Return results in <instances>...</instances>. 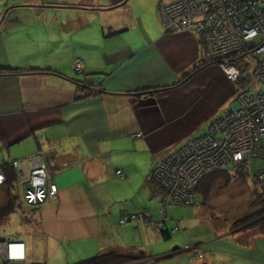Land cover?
<instances>
[{
	"label": "crops",
	"instance_id": "0c3cea01",
	"mask_svg": "<svg viewBox=\"0 0 264 264\" xmlns=\"http://www.w3.org/2000/svg\"><path fill=\"white\" fill-rule=\"evenodd\" d=\"M137 2L21 0L22 9L6 6L0 21V166L37 152L47 156L58 193L40 205L36 221L48 241L54 239L46 241L47 252L66 250L61 264L111 248L133 249L155 258L152 264H264V233L256 225L220 235L217 224L174 218L171 208L165 223L170 235L164 236L156 225L164 221L162 195L157 204L120 202L133 200L128 179L141 161L131 152L136 157L141 145L152 155L140 174L150 178L158 163L227 108L233 84L197 33L166 32L161 2L145 13L137 12ZM83 3L89 7L82 9ZM77 58L82 73L75 70ZM92 84L99 85L98 94ZM141 210L151 213L149 224L121 221L124 212ZM188 244L204 257L192 258Z\"/></svg>",
	"mask_w": 264,
	"mask_h": 264
},
{
	"label": "built area",
	"instance_id": "2783aa9c",
	"mask_svg": "<svg viewBox=\"0 0 264 264\" xmlns=\"http://www.w3.org/2000/svg\"><path fill=\"white\" fill-rule=\"evenodd\" d=\"M166 6L165 13L164 6L159 7L166 27L196 26L194 29L206 38L209 55L217 60L225 76L232 82L247 79V84L236 97L237 107L219 113L223 121L210 124L208 131L188 139L155 166L154 179L168 191L161 203L165 213L174 204L191 205L199 182L212 171L235 161L264 158V0H177ZM199 14L201 18H194ZM165 15H169L168 22ZM75 70L84 72L82 58L76 59ZM8 163L21 184L24 205L37 207L57 196L58 186L50 176L45 153L31 154L25 162L11 158ZM116 173L124 175L122 170ZM256 178L264 190V168L257 171ZM6 182V173L0 166V187ZM129 214L124 212L121 221L130 220ZM131 216L140 222L150 218V213ZM168 219L169 212L156 225L165 228ZM190 246L186 245L190 256L203 257L202 252ZM153 262L149 258L138 264ZM0 264L44 263L28 262L24 241L0 236Z\"/></svg>",
	"mask_w": 264,
	"mask_h": 264
},
{
	"label": "rangeland",
	"instance_id": "374dc122",
	"mask_svg": "<svg viewBox=\"0 0 264 264\" xmlns=\"http://www.w3.org/2000/svg\"><path fill=\"white\" fill-rule=\"evenodd\" d=\"M137 1L138 2L135 4V6L138 13H145V11L147 12L150 11L151 7H153L154 5H158L160 2L161 5L164 6L163 12L165 13V9L167 8L166 5L172 4L177 0L168 1V2H163L164 0H137ZM19 3H21V0H0V21L5 16L3 12L6 6L12 7L13 10H19L22 9L18 7ZM83 4L84 6H82V9L89 7V5H86L85 3ZM158 13L164 28H166L165 29L166 32L175 33L184 30L194 31L201 37V40L204 42L207 48L208 43L205 42L206 38L204 37L203 33L201 32L199 33L197 30L194 29L196 26L189 25L190 29H186L187 26L184 29L182 28L180 29L177 27H166L164 25L163 19L161 18V13L159 8H158ZM189 15L192 17V13ZM190 16L187 17L189 24H190ZM200 16L202 15L201 14L196 15L194 18L199 19L201 18ZM164 19H167L168 22L170 19L169 15L167 16L165 15ZM213 60H215V62L217 61L216 59ZM227 79L232 82V80L229 79L228 77ZM232 83L233 84L229 85V93L231 94V98L226 104L227 108L237 107L236 97L238 96L239 91H241L246 86L247 79L234 81ZM91 87H92L91 91L98 94L97 92H99L98 91L99 85L92 84ZM220 121H223V119L220 118L219 114H217L213 118L211 124ZM209 126H205L206 128H203V126H201L194 135H197L201 132H205L209 128ZM128 138L133 139V138H141V137L135 135L133 138L132 137H128ZM134 143L135 141L132 142V144ZM135 150L138 151L139 157L138 154L135 157L134 152H131V156L134 157V160H140L141 162L140 165H136L133 175H131V177L128 179L129 188H131V197L133 200L130 201L121 200L120 202L124 203V205H126L125 202H130L132 205L134 201V203H138L139 206L144 204L147 205L150 203L157 204L158 203L157 201L159 200L160 196L153 194L149 184V180H150L149 177L145 180L140 175L143 174L142 171L143 169L145 170V167L149 168V166H145L146 165L145 163L152 159V155L148 152L144 153L143 151L145 149H142L141 145L137 146ZM233 166H235V168ZM261 168H264V159H261L259 157L251 158L249 160L235 161L232 164L227 165L226 169L231 174L229 178L230 180L226 181L225 178L220 177L214 183L213 188L211 189V192L208 196H204L203 193L198 192L197 198L194 199V202L191 205H181V206L172 207L176 212L174 218L176 217L177 219L180 220L186 219L185 221H187L191 217L193 221H199L200 219H203L205 225L210 224V226H214L215 224H217L222 229L220 235L223 233H228L229 231L238 232L241 229V227L239 226L232 227L233 223L236 220L238 221L239 219L247 216L248 214H251L260 209L259 206H254V200H255L254 191L257 189V187H259V183L257 182L256 175H257V171ZM16 182H17L16 183L17 188L14 189V192L19 196L18 203L20 204L22 202L21 184H19L17 179ZM111 184L115 186V182H111ZM111 184H109V187L116 190V188L113 187ZM141 184H142V188L139 189L141 187ZM119 195L121 196V194ZM8 199H9V192L7 188H0V206L5 205L8 202ZM40 211H41L40 206H38L37 208L31 206H27L24 208L18 207L13 213H11V215L6 219L5 223L1 226L0 236L11 237L12 239H16V240L18 239L24 240L27 244V249H28L27 250L28 262H47L48 264H61L62 261H65L66 257H64L63 260L60 259V257H63L65 255L66 250L61 251L60 248L58 247L53 249L50 248L47 252L46 241H48V238L46 234H44L41 231V224L39 223V221L38 220L36 221V218L38 217ZM170 213L172 214V211ZM161 218H163V215ZM134 221L137 222L136 219H132V220H128L127 223H133ZM158 228L160 227L158 226ZM49 241L48 242L52 245V241H54V239L50 238ZM223 247L225 248V250L229 249L226 247V244H223ZM198 251L200 253L202 252L200 250ZM194 257L192 256V258ZM195 258H200V257H195ZM252 264H255V262H252Z\"/></svg>",
	"mask_w": 264,
	"mask_h": 264
},
{
	"label": "trees",
	"instance_id": "16d2710c",
	"mask_svg": "<svg viewBox=\"0 0 264 264\" xmlns=\"http://www.w3.org/2000/svg\"><path fill=\"white\" fill-rule=\"evenodd\" d=\"M160 6H161V3L158 5V8ZM204 65L205 64L200 65L197 68H195V70H192L191 72L186 74L184 76L183 80H181L180 82H183V81L187 80L189 77L193 76ZM39 70H41V69H39V68H27L26 69L27 72H33V71L39 72ZM45 70H50V69H45ZM200 134H202V133H200ZM199 135H195L193 137H197ZM193 137H191V138H193ZM261 159H264V158H261ZM3 165H4L3 166L4 171H5L6 176H7V182L1 188H7L8 192H9V199L5 205L0 206V228L5 223L6 219L11 215V213H13L18 207H23L22 202L20 204L18 203L19 202V200H18L19 196L17 194H15V192H14V189L17 188L15 169L13 167H11L9 165V163H5ZM233 167L235 168V166H233ZM154 168L150 174L151 176L149 178L150 179L149 184H150V187H151L154 195H158V196L162 195L163 196L165 193V190L163 189L161 184L154 179V177H153ZM230 176H231V174L229 173V171L225 167V168H223L219 171H215L212 174H210L209 176L205 177L204 179H202L199 182V184L197 186L196 198H197L198 192L203 193L204 196H208L217 179H219L220 177H223L226 179V181H229ZM254 195H255L254 206H259L260 209L257 210V212L252 216L243 217V218L239 219L238 221L236 220L233 223V225H234V227L239 226L241 228H247L248 226L251 227L253 225H256V227H258V228L260 227L262 232L264 233V190L262 189L260 183H259V187H257V189L254 191ZM35 208H37V207H35ZM145 212H146V210H142L139 212L129 211L130 214L128 217H130V220H132V218H131L132 214H135V215L142 217V215H144ZM147 212H149V211H147ZM162 214L164 216L163 212H162ZM169 214H170V211H169ZM148 219L146 221H145V219H143V220L147 224H149L151 218H148ZM248 219H250V220H248ZM163 235L164 236L170 235V230L168 229V227L163 229ZM143 255L139 254V253H137V254L134 253L133 249L111 248V249H107L103 252H99L98 254H95V255H92L89 257H85V258H81L77 261H74V262H71L68 264H138L139 262H142L146 259L145 256H143Z\"/></svg>",
	"mask_w": 264,
	"mask_h": 264
},
{
	"label": "bare ground",
	"instance_id": "6f19581e",
	"mask_svg": "<svg viewBox=\"0 0 264 264\" xmlns=\"http://www.w3.org/2000/svg\"><path fill=\"white\" fill-rule=\"evenodd\" d=\"M221 169H223V168H221ZM221 169H217V170L212 171L211 173H209V174H207L206 176H204L202 179H204L205 177L209 176V175L212 174L213 172H215V171H219V170H221ZM118 170H121V169H118ZM120 177H124V175H123V176H120ZM156 181H157V180H156ZM163 189H164V188H163ZM164 190H165V189H164ZM167 193H168V191L165 190V193H164V195H163L162 198H161V203H162L163 198L167 195ZM180 205H187V204H174V205H172V206L169 208V210H170L172 207L180 206ZM161 209H162V207H161ZM169 210H168V212H169ZM162 212L164 213L163 218H166V217L168 216V212L165 213V212L163 211V209H162ZM150 218L152 219V216H151V215H150Z\"/></svg>",
	"mask_w": 264,
	"mask_h": 264
},
{
	"label": "clouds",
	"instance_id": "9594fccd",
	"mask_svg": "<svg viewBox=\"0 0 264 264\" xmlns=\"http://www.w3.org/2000/svg\"><path fill=\"white\" fill-rule=\"evenodd\" d=\"M216 62H217V61H216ZM218 66H219V65H218ZM203 133H204V132H203ZM7 163H8V162H7ZM5 184H6V183H5ZM5 184H4V185H5ZM4 185H3V186H4ZM1 187H2V186H1ZM1 187H0V188H1ZM21 196H22V195H21ZM22 206H23V208H24V207H27L26 205L23 204V201H22ZM37 207H38V206H37ZM169 220H170V217H169V219L166 220V221H169ZM166 221H165V223H166ZM176 225H177V223H176ZM178 225H179V223H178ZM166 227H167V226L165 225V228H166ZM161 229L163 230L164 228H161ZM178 229H180V226H179ZM178 229H176V226H175V230H178ZM10 238H11V237H10ZM11 239H12V238H11ZM15 240H16V239H15ZM18 240H19V239H18ZM22 241H23V240H22ZM190 245L192 246V244H190ZM192 248L195 249L193 246H192ZM185 251H186V253H188V250H186V246H185ZM188 254H189V253H188ZM203 257H204V256H203ZM203 257H201V258H203ZM146 259H149V258H146ZM152 259L155 261V258H152ZM42 263H43V262H42ZM44 264H45V263H44Z\"/></svg>",
	"mask_w": 264,
	"mask_h": 264
},
{
	"label": "flooded vegetation",
	"instance_id": "af4514ba",
	"mask_svg": "<svg viewBox=\"0 0 264 264\" xmlns=\"http://www.w3.org/2000/svg\"><path fill=\"white\" fill-rule=\"evenodd\" d=\"M256 212H257V211H255V212H253V213H251V214H248V215L245 216V217L252 216V215H254Z\"/></svg>",
	"mask_w": 264,
	"mask_h": 264
}]
</instances>
